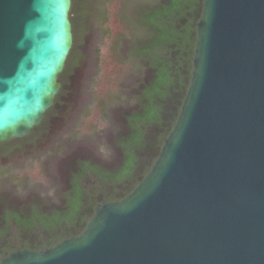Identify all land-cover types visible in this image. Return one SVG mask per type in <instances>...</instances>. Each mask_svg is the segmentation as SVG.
<instances>
[{
	"label": "water",
	"instance_id": "1",
	"mask_svg": "<svg viewBox=\"0 0 264 264\" xmlns=\"http://www.w3.org/2000/svg\"><path fill=\"white\" fill-rule=\"evenodd\" d=\"M99 2L86 0V30ZM71 5L0 0V145L29 136L53 106ZM101 56L103 92L120 69ZM0 264H264V0H203L190 83L150 171L79 235Z\"/></svg>",
	"mask_w": 264,
	"mask_h": 264
},
{
	"label": "trees",
	"instance_id": "2",
	"mask_svg": "<svg viewBox=\"0 0 264 264\" xmlns=\"http://www.w3.org/2000/svg\"><path fill=\"white\" fill-rule=\"evenodd\" d=\"M85 3L72 0L73 46L53 106L29 136L0 145V259L77 236L102 202L128 195L190 83L203 0H100L88 30ZM104 48L120 70L100 92Z\"/></svg>",
	"mask_w": 264,
	"mask_h": 264
},
{
	"label": "flooded vegetation",
	"instance_id": "3",
	"mask_svg": "<svg viewBox=\"0 0 264 264\" xmlns=\"http://www.w3.org/2000/svg\"><path fill=\"white\" fill-rule=\"evenodd\" d=\"M4 252V249L0 247V254Z\"/></svg>",
	"mask_w": 264,
	"mask_h": 264
}]
</instances>
